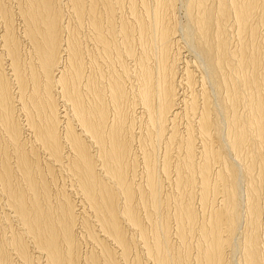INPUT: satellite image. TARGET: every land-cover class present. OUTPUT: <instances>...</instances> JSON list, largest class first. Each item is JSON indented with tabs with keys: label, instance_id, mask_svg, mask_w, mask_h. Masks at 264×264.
<instances>
[{
	"label": "bare ground",
	"instance_id": "6f19581e",
	"mask_svg": "<svg viewBox=\"0 0 264 264\" xmlns=\"http://www.w3.org/2000/svg\"><path fill=\"white\" fill-rule=\"evenodd\" d=\"M15 263L264 264V0H0Z\"/></svg>",
	"mask_w": 264,
	"mask_h": 264
},
{
	"label": "rangeland",
	"instance_id": "374dc122",
	"mask_svg": "<svg viewBox=\"0 0 264 264\" xmlns=\"http://www.w3.org/2000/svg\"><path fill=\"white\" fill-rule=\"evenodd\" d=\"M26 135H27V136H26ZM25 136L27 137V139H29V137H30L27 133L25 134ZM27 141L29 142V141H31V140H27ZM57 180H58V183H59V184H61V183L63 184V181H64V182H67L65 185L68 184L67 179H66V180L62 179V181H61V177H60V178H58ZM14 262H16V260H15ZM15 264H16V263H15Z\"/></svg>",
	"mask_w": 264,
	"mask_h": 264
}]
</instances>
